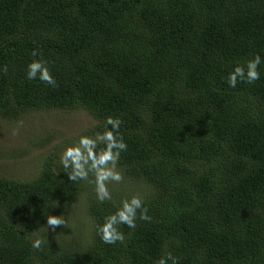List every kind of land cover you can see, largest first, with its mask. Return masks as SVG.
I'll return each instance as SVG.
<instances>
[{
  "label": "trees",
  "instance_id": "obj_1",
  "mask_svg": "<svg viewBox=\"0 0 264 264\" xmlns=\"http://www.w3.org/2000/svg\"><path fill=\"white\" fill-rule=\"evenodd\" d=\"M33 49L55 88L25 79ZM255 53L264 0H0V118L83 110L91 135L119 116L118 168L150 189L152 217L103 244L95 225L114 209L91 196L90 232L63 237L47 217L64 216L83 182L48 154L28 180L0 176V264H153L165 244L181 264H264V64L253 84L225 82Z\"/></svg>",
  "mask_w": 264,
  "mask_h": 264
},
{
  "label": "clouds",
  "instance_id": "obj_2",
  "mask_svg": "<svg viewBox=\"0 0 264 264\" xmlns=\"http://www.w3.org/2000/svg\"><path fill=\"white\" fill-rule=\"evenodd\" d=\"M31 59L25 69V79L37 81L45 87L57 86L49 62L43 58L42 52L33 49ZM264 64V55L252 54L243 61L233 64L227 72L225 82L229 88H236L238 84H253L261 78L260 67ZM8 71L7 66L2 69ZM123 121L119 116H106L100 125V130L91 135H80L77 140L66 145L58 153V163L70 182H86L93 186L98 203L110 202L114 211H110L102 218V222L95 225L96 235L106 245H124L126 234L121 226L130 230L137 228L138 221L150 222L149 207L142 194L136 193L123 196L119 201L114 200L109 185L120 183L123 175L118 168L121 153L127 151L128 144L121 133ZM63 216H48L47 225L53 230L56 226L64 225ZM46 233H48V229ZM129 236L131 233L128 234ZM32 249L39 251L45 243V236L38 229L29 237ZM153 264H181V257L174 255L167 244L161 255Z\"/></svg>",
  "mask_w": 264,
  "mask_h": 264
},
{
  "label": "rangeland",
  "instance_id": "obj_3",
  "mask_svg": "<svg viewBox=\"0 0 264 264\" xmlns=\"http://www.w3.org/2000/svg\"><path fill=\"white\" fill-rule=\"evenodd\" d=\"M94 123V119L83 110L36 111L16 121L0 118V176L14 180L32 178L46 155L54 154L58 160L59 151L77 140ZM54 148L58 151L51 152ZM109 187L114 195L140 193L145 197L150 192L142 183L124 178ZM91 196H95L93 186L83 182L79 196L65 208V224L60 225L65 229L63 237L90 232L91 221L86 207Z\"/></svg>",
  "mask_w": 264,
  "mask_h": 264
}]
</instances>
